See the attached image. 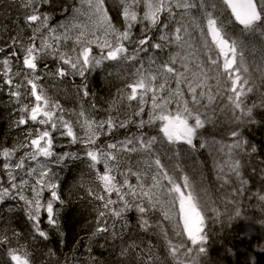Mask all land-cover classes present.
Here are the masks:
<instances>
[{"label": "snow or ice", "instance_id": "obj_1", "mask_svg": "<svg viewBox=\"0 0 264 264\" xmlns=\"http://www.w3.org/2000/svg\"><path fill=\"white\" fill-rule=\"evenodd\" d=\"M113 3L117 22L106 0H10L16 15L0 23V103L17 133L10 146L0 143V206L17 201L26 217L18 229L16 207L0 210V264H38L28 241H49L54 233L63 242L61 215L69 200L55 167L69 160L85 163L68 196L82 192L78 198L93 206L91 235L83 254H77V241L71 254L49 248L39 264H109L93 254V243L109 253L111 264H205L208 221L220 222L223 213L201 196L207 195L202 184L198 191L188 175L178 182L179 163L167 168L157 145L176 160L207 148L223 202L234 207L228 219L241 216L242 201H255L250 206L259 209L264 225V160L259 166L245 161L258 149L241 131L257 124L256 110H264V55L258 78L245 56L255 47L251 38L260 39L264 52V0ZM57 11L63 19L53 23ZM106 62L125 75L104 108L90 77ZM69 80L78 109H65L57 98L69 94L60 87ZM217 112L228 116V143L201 132L217 122ZM61 141L80 151H58L65 147ZM246 167L259 175V188L250 187ZM142 234L156 235L163 255Z\"/></svg>", "mask_w": 264, "mask_h": 264}, {"label": "bare ground", "instance_id": "obj_2", "mask_svg": "<svg viewBox=\"0 0 264 264\" xmlns=\"http://www.w3.org/2000/svg\"><path fill=\"white\" fill-rule=\"evenodd\" d=\"M105 6L109 9V15L110 16L113 15L114 17H116V16L119 17V15L117 13V9L115 7V4L113 3V0H106ZM2 11L4 12V14H3V18L1 19L0 23L10 24V20L6 19L5 17H13L16 15L15 9L10 7V0H0V12H2ZM113 11H115V12H113ZM54 15H55L56 19L53 21V23H55L56 21H58L60 19H63V17L61 16V14L58 11L55 12ZM251 52L252 51L250 49L246 50L245 56H246L248 65L250 66L249 67L250 72H252L253 75L258 78L260 76V72L256 70V66L262 64V59H261L258 52H255L253 56H248ZM123 70H124L123 68L119 67L118 65H116L113 62H106L104 67L97 69L95 72H93L91 74L90 86L94 89L96 88L95 82L100 87V85H99L100 80H105V82L108 84L110 83L111 87H112V81L113 82L115 81V83H116V85L114 87L115 90L112 91L111 93H107L109 88H102L103 91H105L107 93L105 95L101 94L102 95L101 96V95L96 93L97 96L102 97V98L97 97V101L104 108L108 107V105H107V103H105V101L110 100L112 98V96L115 95L117 88L123 87L124 81L121 80L120 77L117 78L122 73ZM109 73H111V75H109ZM124 75H125V72H124ZM76 82L79 83V80H77ZM51 84L54 85L55 82H51ZM63 84H65V85H63ZM63 84H61V85L66 86L68 88H71V81L70 80L64 82ZM51 88L52 87H50L49 89H51ZM261 91H264V86L261 87ZM57 98L60 100V102L64 101L63 104L66 105V109H78L79 108V105H77V107L75 106V104H74L75 100H74L72 95H67V96L59 95ZM252 98L255 99L256 97L253 96ZM75 102L77 103V101H75ZM149 106H150V104H149ZM0 107H1L2 113H5L6 115L9 114V116H10L9 108L7 106H5V103H1ZM85 107H87V104H85ZM146 112H147V109H146ZM218 114L221 115L219 120L220 121L222 120V122H224V126L226 128H230L231 125L228 122V116L225 113L218 112ZM101 115H103V113H101ZM146 118H147V116L145 115V119ZM6 129L7 130H3L2 135L0 136V143H4L7 146H10L13 138L17 135V133L15 130H12L10 128V121H9V125L6 127ZM245 129H246V127H244L241 130L242 135L250 143V141L253 140V136L252 135L249 136L250 134H247L245 132ZM132 131H135V128H133ZM123 134H124V132H123V130H121V133L118 135L117 138L122 139ZM204 137L209 139V140H211L213 138L218 140L217 139V129L210 130L209 133ZM223 142L228 143L226 140H224ZM61 143L65 144V147L63 149H58V151H73V152H79L80 151L79 145L68 147L67 141H61ZM197 144H199V141H197ZM250 144H253V143H250ZM157 147L160 150L159 154L161 157V161H162V163L165 164V166L167 168L171 169L177 163H179L180 169H183V167L185 168L183 173H180L177 171L178 182H179V176L180 175H188L190 177V179L193 181L194 185L197 186L198 191L200 190L199 186L202 184L203 188L207 189V195H205V193L203 191H200L201 196L204 197V199L210 198L211 201L215 202L213 204V206L218 207L221 210L220 205H219L218 201L215 199L214 194H212V192L210 191V189L212 187H215L218 194L220 192H223V190H219V183L220 182L217 181V179L215 177L216 168L214 167L213 159H211V156H208V154H210V152L207 148L198 149L197 151L191 152V153L182 152L179 160H176V159H170V157H172V155H173V152L171 150H168V148L166 146L157 145ZM184 148H186V147H184ZM136 159H139V157H137L135 154H133V162H135ZM248 159H251V161H253L254 156L251 158H245V161H247ZM99 167L101 168V170H103L102 165ZM84 170H85V163L81 160H69L66 162V166L55 167V171L59 174L61 182L65 186H67L69 189H71L72 191H73V185L80 179V176H81L82 172H84ZM243 171L246 174V177L250 179V186L252 188H255V189L259 188L260 187L259 175L258 174L253 175V173H251V171H250V167H246ZM132 182L135 183V179H132ZM149 183H150V181H149ZM78 193L83 194L82 192H78ZM20 204H22V202H20ZM243 204H245L244 201H242L241 205H243ZM8 206H15L17 209L15 212V215L20 214L19 219H20L21 225H13V226L17 227L18 229H23L25 227V220H26L23 209L18 205L17 201H8L5 205L0 206V208H6ZM247 209L249 211V208H247ZM63 212L64 213L65 212L66 213H72V212L74 213L76 211L65 210V208H64ZM259 213H260L259 210H256L252 213V216H256ZM229 215H233L232 210L228 214L223 213V215L221 216L220 222H213L210 219L209 222H210V226L213 227V231H217L221 235H224V233H226V231H236L237 228L242 225V222H240L239 217L234 218L232 220H229L228 219ZM156 219L161 221L163 226H167L168 228L170 227L169 222L163 220L162 215L158 214ZM93 220L94 219L89 218L88 220L85 221V223L82 224V228H83V231L85 233L82 237L83 245L79 247L77 254H83V252H84V245H86L88 243L87 238L91 235V231L93 228V224H92ZM232 221H238V225L237 226H231ZM45 228H47V226H45ZM97 239L99 240V238H97ZM62 240H63L62 243H58V248H59L60 252L64 253V254H71L73 248L76 247L75 243H73V246L72 245L68 246V244L66 243V240H64V239H62ZM99 241L102 242L103 240H99ZM27 243H28V247L30 245H33V243L31 241H28ZM155 244H161V243L159 241H156ZM93 246H95V243H93ZM161 249L162 248H160L158 245L157 250H161Z\"/></svg>", "mask_w": 264, "mask_h": 264}, {"label": "trees", "instance_id": "obj_3", "mask_svg": "<svg viewBox=\"0 0 264 264\" xmlns=\"http://www.w3.org/2000/svg\"><path fill=\"white\" fill-rule=\"evenodd\" d=\"M68 2L71 3V0H68ZM111 16L113 17L114 22H117L121 19L117 16ZM232 30L238 31V28L233 27ZM251 39L252 44L255 45V47H249L252 52L248 56H253L255 52H258L260 57H262V55H264V52H262V43L260 39L258 37ZM95 85L96 88L94 89L91 87V89L93 92L99 95H105L115 90V86L113 87V89H111L110 87L106 93L102 89L106 87L100 85V88L96 84V82ZM224 103H227V101L225 100ZM220 106L222 107L223 104H221ZM5 116V118H0V136L2 135L3 130H7L6 127L9 125L10 116L9 114H5ZM220 117L221 115L217 112L214 117L217 122L215 124H207L205 129L201 130V132L203 136H206L210 130L217 129V139L221 141L226 140L227 142H230V137L227 136V131L229 128H226L224 126V122H222V120H219ZM256 119L258 121L257 124L249 125L245 129V132L247 134H250L249 136H253V140L250 141V143H253L252 145H255L258 149V152L253 155L254 159L252 161V166H259V161L264 160V110H256ZM208 156H211V159H213V154H208ZM184 169L185 168L183 167V169H177V171L183 173ZM216 175L217 172L215 174V177ZM61 185L65 194V199H68V193L72 192V190L65 186L62 182ZM253 190H255V188H253ZM210 191L212 192V194H214L215 199L218 201L221 208L220 211L222 213L228 214L232 210L234 215V207L232 205L225 206L223 202L222 198L224 196V191L218 194L215 187H212ZM82 195L83 194L80 193L73 194V198L71 200L68 199L69 202L65 206V210H71L76 212H62L61 215V230L64 233L62 239L66 240L68 246H73V243H75V245L77 246V241L81 242L80 246L83 245L82 237L85 232L83 231L82 224L85 223V221L89 218L94 219L95 216L93 210L89 206L83 204L86 201H81V199L78 198V196ZM244 202L245 204L240 205L241 216L239 217V219L240 222H242V225L239 226L236 231L225 230L226 233H224V235H221L219 232L213 231V227L210 226V222L208 221L207 230L209 232V241L207 244L208 255L204 258L205 264H264V251H262V249H264V225L260 223L261 215L259 213L256 216H252V213L254 211L259 210L258 208L250 206L255 204V201L244 200ZM247 208H249V211ZM19 215L20 214L14 215L13 225H21ZM129 216L131 222L135 223V215L133 213H130ZM237 225L238 221H232L231 226ZM45 226L47 225L45 224ZM164 227L168 228L167 226ZM144 236L148 237L154 242L159 241L160 243H162V241L156 235L144 234ZM59 239L61 238L53 233L50 235L49 241H37L33 245L29 246L30 250L37 253L36 258L38 264L39 260L44 258L43 253L47 252L49 248L53 249L54 251H57L58 253H61L58 248ZM93 254L100 257L101 259H108L109 264H111L112 258L109 257V253L105 251V249L99 248L98 245L93 246Z\"/></svg>", "mask_w": 264, "mask_h": 264}, {"label": "rangeland", "instance_id": "obj_4", "mask_svg": "<svg viewBox=\"0 0 264 264\" xmlns=\"http://www.w3.org/2000/svg\"><path fill=\"white\" fill-rule=\"evenodd\" d=\"M3 14H4V12L2 11V12H0V21H1V19L3 18ZM124 72H125V70H123L122 71V73L118 76V78L120 77V76H123V74H124ZM128 82H131L130 80L128 81ZM99 85H101V86H103V87H106V88H110L111 86V84L109 83H106L105 82V80H100V83H99ZM116 85V83H115V81L113 82L112 81V87H111V89H113V87ZM62 89H68L69 90V94L68 95H71V93H72V91H74L73 89H71V88H68V87H66V86H63V85H61L60 86ZM55 93V88L54 87H52L51 89H49V94L50 95H53ZM61 95H63V94H61ZM97 96V95H96ZM98 98H102V97H100V96H97ZM75 100V99H74ZM76 101V100H75ZM74 101V104H75V106L77 107V105H78V102L76 103ZM6 102V101H5ZM64 103V101H61V104L64 106V108L66 109V105L65 104H63ZM148 103L149 104H151V100L149 99L148 100ZM1 104V103H0ZM133 104H135V102H133ZM0 115H1V117L0 118H2V117H6L5 116V114L4 113H2V110H1V107H0ZM120 177H118V179H119ZM132 179H135L134 177L132 178ZM73 197L71 196V197H69L68 196V199L69 200H71ZM82 201V200H81ZM84 205H86V206H89L92 210H93V206L90 204V203H88L87 201L86 202H84L83 203ZM0 210H3V208H0ZM91 213V212H90ZM15 215V214H14ZM143 235V238H144V240L145 241H151V242H153V243H155L154 241H152L151 239H149L148 237H146V236H144V234H142ZM100 243H104V242H101L100 241ZM95 245H98L97 243H95ZM157 245H160V244H157ZM158 248V247H157ZM158 252H160V254L161 255H163V251H162V249L161 250H157Z\"/></svg>", "mask_w": 264, "mask_h": 264}, {"label": "flooded vegetation", "instance_id": "obj_5", "mask_svg": "<svg viewBox=\"0 0 264 264\" xmlns=\"http://www.w3.org/2000/svg\"><path fill=\"white\" fill-rule=\"evenodd\" d=\"M77 80H78V78H77ZM63 85H65V84H63ZM3 100H7V97H6V96L3 97ZM146 109H147V108H146ZM155 133H156L155 130H153V131L151 132L152 135H155ZM184 147H187V146H184Z\"/></svg>", "mask_w": 264, "mask_h": 264}]
</instances>
